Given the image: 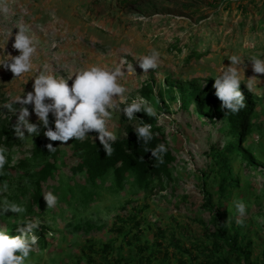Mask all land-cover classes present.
Listing matches in <instances>:
<instances>
[{
    "label": "rangeland",
    "instance_id": "374dc122",
    "mask_svg": "<svg viewBox=\"0 0 264 264\" xmlns=\"http://www.w3.org/2000/svg\"><path fill=\"white\" fill-rule=\"evenodd\" d=\"M8 3L12 9L10 17L5 20L0 15V63L7 62L9 54L19 55L18 50L12 47L19 23L29 27L36 52L32 56V70L21 77L14 78L10 70L0 65V108L14 97L33 91L34 77L45 66L53 75L67 79L82 68L92 65L115 68L121 60H125L136 70L135 74H126L120 80L128 89L125 94L128 102L140 96V89L147 80L153 78L161 82L157 94L162 92L166 104L162 109L154 108L160 123L167 129L169 144L177 157L171 177L161 181L154 179L151 187L144 188L138 185L131 173L119 186L112 171L95 183L85 173L71 174L70 169L77 164V160L70 154L71 146L62 144L60 168L45 183V192L51 191L58 197L57 205L47 209L44 201L34 206L31 214L8 212L18 219V223L29 217L39 219L48 227V230L45 229L48 231L47 239L53 245L45 250L43 264H49L51 259L55 263L53 260L62 247V244L58 245L61 236H65L69 245L78 252V244L88 239L101 243L113 241L110 228L117 215L126 214L133 207L142 209L143 216L147 217L151 227L147 236L152 239L157 227L163 225L167 236L174 233L180 241L184 240L187 247H191V240H205L207 235L199 219H205L208 228L217 229V226L213 228L209 211L202 207L205 193L201 189L203 180L200 177L211 164L207 154L212 149L211 145L222 149L230 139L231 124L225 114L227 110L221 109V101L214 95L212 85L223 65H230L228 57L233 54L242 60L239 66L241 91L246 87V79L258 76L259 81L252 90L258 105L255 132L247 141L251 142L250 150L254 152L255 160L244 159V154L240 153L233 161V171L240 175L248 191V203L244 202L246 214L240 216L237 213L235 219L228 215L224 227L230 228L233 221L246 219L245 228H253L256 239L254 255L263 252L264 74H255L250 60L252 57L264 59V0H124L116 3L111 0H8ZM135 16L146 19L139 21L134 19ZM95 28L108 30L109 37ZM10 32L12 35L8 39ZM187 46L201 51V58L194 59L189 67H185ZM152 49L161 53L159 67L144 74L137 58L147 55ZM167 72L174 77L170 87L164 83ZM209 81L213 82L209 84ZM71 83L69 80V86ZM196 86L207 88L206 109L212 119L202 118L196 111L195 99L191 96ZM26 107L30 112L29 122L36 124L38 117L33 111L34 106ZM121 114L113 111L109 121V128L116 136L120 130L121 136H126V124L121 123ZM17 115L13 112L6 114L2 109L0 120L9 118L11 123H16ZM89 134L98 136L95 132ZM19 141L17 137L13 139L15 162L30 155L32 147V141ZM13 172L17 173L15 169ZM25 188L26 181L20 177L12 183V189H24L25 195L18 196L16 200V196L3 187L0 195L12 198L10 202L26 209L31 188ZM208 192L211 198L218 199L220 192L215 179H211ZM256 194V200L251 201ZM233 201L235 196L232 197V204ZM0 224L8 230L11 222L9 218H1ZM176 224L177 229H173ZM76 226H81V230ZM119 247L120 242L115 240V253L130 260L134 257L133 249L119 250ZM73 255H67L68 260ZM164 255L162 253L161 256ZM67 258L63 259L67 261ZM106 262L98 260V264ZM78 263L83 264V261Z\"/></svg>",
    "mask_w": 264,
    "mask_h": 264
},
{
    "label": "trees",
    "instance_id": "16d2710c",
    "mask_svg": "<svg viewBox=\"0 0 264 264\" xmlns=\"http://www.w3.org/2000/svg\"><path fill=\"white\" fill-rule=\"evenodd\" d=\"M65 1V0H64ZM96 1V0H94ZM106 1V0H105ZM108 1V0H107ZM121 2L124 0H111V2ZM110 2V1H109ZM243 8V7H242ZM244 7L243 10H246ZM79 15V14H78ZM101 32L102 35L109 37V31L105 29L95 28ZM188 47V46H187ZM256 47V46H255ZM186 50V49H184ZM181 51V52H184ZM186 52V65L189 67L192 61L201 58L200 50L196 47H188ZM142 85L141 92L143 96L153 98L154 94L150 86ZM148 91V92H147ZM193 96L197 100V109L202 116L207 115L206 102L204 92L200 89H196ZM252 100L245 101L246 109L240 110L239 113H227V118L231 124L229 128L230 139L227 141L222 149H218L217 145H211L212 149L210 153L207 152L211 158V164L206 170L202 171L201 189L205 193L203 207L208 209L210 213V221L213 222V228L217 226L216 230L208 228L205 219H199L204 226L207 233L205 240L193 239L190 241L191 247H187L184 240L174 235L167 236L166 231L159 225L153 236L148 237L147 234L151 231V227L148 224L147 217L143 216L142 209L138 207L131 208L126 214L117 215L113 222L110 231L114 236L113 241H107L104 243L98 241L80 242L78 244L79 252L69 245V241L65 236H61L58 245L62 244L61 249L57 252V257L51 260L49 264H80L79 261H83V264H98V260H103L106 264H173L176 260L177 264H264V249L263 252L254 255L253 246L256 243V239L253 234V228L246 227V219L242 220V223L232 222L230 228H225L224 224L227 222V216L230 215L233 219L237 215V211L234 203L232 204V197L235 196V201L239 200L247 202L246 196L248 191L241 182L240 175H237L233 171V161H235L240 152L244 151L245 156L249 155L252 162H254V152L251 151V142L249 147H245L249 136H253L252 117H249L252 112V106L250 105ZM20 105L14 104L16 109ZM6 111V114H11L10 111L3 106L0 108V112ZM15 113H13L14 115ZM220 114V112H219ZM211 117V115H209ZM136 119L129 121L125 116L122 118V122L128 121L127 137L117 140L112 147L114 153L112 156H106L103 147L100 143H95L90 134L86 136L83 141L72 140L74 153L80 157L81 163L76 167L77 173H85L87 178L95 183L97 180L105 177L110 170H113L114 176L119 186L126 180L127 175L133 173L136 177L138 185L144 188L152 186L153 180L161 181L165 177L172 176V166L175 163L177 157L174 155L173 150L167 142L166 133L164 128L156 124L155 118L148 117L145 113H136ZM49 126L54 129V117L49 114ZM138 122L151 124L152 132L154 133L153 140L147 145L149 148H155L158 144H165L168 151L164 155V163L157 165V161L151 157V153H145L143 151V145L138 142L136 132L134 130L133 123ZM40 127L39 135H35L33 139L32 156L23 157L20 161H13L14 151L12 146L13 139L16 137L14 129L9 118L0 120V147L7 149L6 157L7 163L4 166L2 174H0V189L4 183L7 182L8 189L15 195L16 200L18 196L26 194L24 189H12V183L17 178H23L26 181V190H30L29 199H26L28 203L26 211L23 212L31 214L34 212L33 207L44 203V183L53 175L57 168V163L49 162L43 165V158L51 156L56 158L60 152V148L57 141L53 142L48 140L44 136L46 129L37 123ZM234 136V137H233ZM32 136H26L24 139H20L19 142L28 141V138ZM99 141V140H97ZM48 143H51L53 147H56L54 153H49L45 147ZM217 148V149H216ZM144 156V161L141 162L139 157ZM30 158H33L34 166L29 163ZM41 160V163H39ZM16 170L14 174L13 170ZM199 178V177H198ZM211 179H215L219 189L218 199L211 198V194L208 192V185ZM21 191L20 193H18ZM10 195V196H12ZM242 196V197H241ZM257 194L251 198L256 200ZM6 197L0 195V202ZM12 199V198H7ZM10 201V200H9ZM234 202V201H233ZM248 203V202H247ZM9 218L11 225L7 232L9 236L20 235L16 231L15 226L18 224V219L11 216L9 213L6 215L0 214V219ZM24 220H32V218H25ZM195 221L197 219H194ZM253 223V222H252ZM250 223V225L252 224ZM81 230V226H76ZM89 227V226H88ZM188 227V226H187ZM177 229V224L172 227ZM48 227L41 224L39 230L36 231V235L39 237L38 244L35 246L34 251L29 255V258L25 261V264H43L45 250H47L52 244L47 239ZM89 230V229H88ZM187 229H185L186 231ZM213 230V231H212ZM117 240L120 242L119 250L133 249L134 257L130 260L120 253H115L114 242ZM66 242V243H65ZM66 245H63V244ZM170 251V252H169ZM74 253L68 260L67 255ZM162 253L165 255L162 257ZM44 254V255H43ZM171 255V257H170ZM176 256V257H175ZM63 258H67V261ZM74 258V259H73Z\"/></svg>",
    "mask_w": 264,
    "mask_h": 264
},
{
    "label": "clouds",
    "instance_id": "9594fccd",
    "mask_svg": "<svg viewBox=\"0 0 264 264\" xmlns=\"http://www.w3.org/2000/svg\"><path fill=\"white\" fill-rule=\"evenodd\" d=\"M11 12L12 9L9 6L8 0H0V15L7 20ZM134 19L144 21L146 18L144 16H135ZM16 28H18L19 31L15 34L12 47L18 50L19 55L11 56L9 54L7 55V62L0 63L5 69L11 71L14 78L21 77L23 74L32 70V56L36 52L34 39L29 34V27L23 23H19ZM11 35L12 32L8 34V39ZM160 59L161 53L156 49H152L147 55L138 57L137 61L139 63V68L143 70L144 74H147L149 70L159 67ZM228 60L230 61V65H223L219 70V74L214 78V84L212 85L215 89L214 95L221 101V109L227 110L225 114L228 112L239 113L240 110L246 109L248 105L246 106L245 101L249 104V100L251 99L252 103L250 105L252 106V112L249 117H252V131L255 132L256 124L254 120L257 109L256 106L258 104L256 103L252 90L254 85L259 81L258 76L253 75L246 79L245 84L247 88L245 87L241 91L240 86L242 78L239 67L242 63L241 57L233 54L228 57ZM250 61L252 70L255 74H264V59L252 57ZM135 73L136 70L133 65L125 60H121L115 68H106L100 65L82 68L73 72L67 79L53 75L48 67L45 66L44 70L39 71V74L34 77L33 91L23 96H16L11 102H7L3 105L5 109L15 113V115L18 113L16 123H12L14 134L18 139H24L25 132L27 136L39 135L40 133L39 125L30 123L28 119L30 117V112L26 106L33 105L35 115L38 117L40 124L46 129V131H44V136L50 141H57L60 148L58 156L56 158L51 156L43 158V165L49 162L57 163V168L48 180L54 177L60 168L59 158L62 154V144L71 146L70 154L77 160V164L70 169L71 174H81L75 172V168L80 165L81 159L76 152L74 153L72 144L73 139L83 141L89 133L95 132L98 136L93 137L91 135L93 141L98 144L100 143L106 156H112L114 153L112 145L117 142V140L123 139L128 135V121L125 123L122 122L124 116L129 121L136 119V113L140 112L145 113L148 117H154L156 124L164 128L169 144L167 129L160 123L158 119L159 115L154 108L157 107V109H162L163 104H166L162 92H160V95L157 94V89L160 87L161 82L159 83L152 78L144 83H147L146 86L152 88L154 94L153 98L143 96L144 94L141 92L142 89H140V96L135 99H130L128 102V97L125 95L128 89L120 83V80L126 74L133 75ZM69 80L72 81L71 86H69ZM173 80L174 77H171V74L167 72V75L164 77V83H166L167 87H170L174 83ZM212 82L213 81H209V84ZM196 89H200L204 92L206 102L207 88L201 89V86H196L194 87V91ZM183 90L186 91L187 88L184 87ZM194 91L191 93L192 97H194ZM194 99L197 113L202 118L212 119V115L210 117L208 112L206 116H202L198 112L196 97H194ZM214 101H217L215 97ZM14 104L20 105L18 110L13 107ZM113 111L122 113L120 120L123 125L126 124V136H121V130L118 136L110 130L109 121L112 118ZM158 112L161 113L162 111L158 110ZM50 113L54 117L55 130L49 126ZM133 125L138 142H141L144 146L143 151L145 153H151L150 159L154 158L157 161L156 166L163 164V157L168 151L165 144H158L155 148L147 147L154 138L151 124L141 123V125H139L138 122H136L133 123ZM28 140L32 141L33 147V139L29 137ZM257 140H259V136H257ZM248 143L250 144V142ZM248 143H246V148L249 147ZM169 146L171 147L170 144ZM45 147L49 153H54L56 151V147H53L51 143H48ZM6 151V148L0 147V170H3L5 164L8 162L5 154ZM240 153H243L245 156L244 151ZM31 156L32 151L27 157ZM244 156V159L251 160L249 155L246 157ZM139 160L143 162L144 156L139 157ZM29 163L34 166L36 162H34L33 158H30ZM39 163H41V160ZM110 171L113 172V170ZM0 174H2V171H0ZM3 188L5 191L7 190V182L4 183ZM43 198L46 202L47 209H52L57 205L58 197L51 191L45 192L44 189ZM233 203L239 215L244 216L246 214L245 203L239 200ZM25 211L26 209L24 207H21L15 202H10L7 198L0 202V214L2 215H6L8 212L20 214ZM237 223H242V221L238 220ZM40 226L41 223L39 219L22 220L15 226L16 231L19 232L20 235L12 237L9 236L7 230L2 228L0 224V264H25L30 253L34 251L35 246L38 244L39 237L35 233L39 230Z\"/></svg>",
    "mask_w": 264,
    "mask_h": 264
}]
</instances>
